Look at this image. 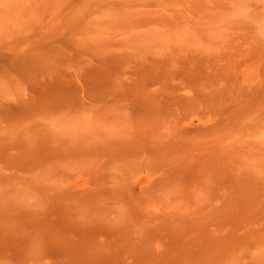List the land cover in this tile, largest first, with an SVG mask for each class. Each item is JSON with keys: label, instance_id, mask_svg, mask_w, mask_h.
Instances as JSON below:
<instances>
[{"label": "rangeland", "instance_id": "obj_1", "mask_svg": "<svg viewBox=\"0 0 264 264\" xmlns=\"http://www.w3.org/2000/svg\"><path fill=\"white\" fill-rule=\"evenodd\" d=\"M0 264H264V0H0Z\"/></svg>", "mask_w": 264, "mask_h": 264}]
</instances>
